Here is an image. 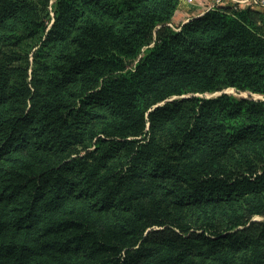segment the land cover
Wrapping results in <instances>:
<instances>
[{
  "label": "trees",
  "instance_id": "trees-1",
  "mask_svg": "<svg viewBox=\"0 0 264 264\" xmlns=\"http://www.w3.org/2000/svg\"><path fill=\"white\" fill-rule=\"evenodd\" d=\"M181 4L0 0V264H264V11Z\"/></svg>",
  "mask_w": 264,
  "mask_h": 264
},
{
  "label": "crops",
  "instance_id": "crops-1",
  "mask_svg": "<svg viewBox=\"0 0 264 264\" xmlns=\"http://www.w3.org/2000/svg\"><path fill=\"white\" fill-rule=\"evenodd\" d=\"M239 0H194L192 4L186 3L182 0V4L178 8L174 17V22L177 25H183L189 20L203 15L207 10L211 9L217 4L233 3L242 6L251 5L260 11H264V5H254L252 3H238ZM264 1V0H258Z\"/></svg>",
  "mask_w": 264,
  "mask_h": 264
},
{
  "label": "built area",
  "instance_id": "built-area-1",
  "mask_svg": "<svg viewBox=\"0 0 264 264\" xmlns=\"http://www.w3.org/2000/svg\"><path fill=\"white\" fill-rule=\"evenodd\" d=\"M188 4H192L194 0H184ZM222 1V0H219ZM238 3H252L254 5H264V1H258V0H239Z\"/></svg>",
  "mask_w": 264,
  "mask_h": 264
},
{
  "label": "rangeland",
  "instance_id": "rangeland-1",
  "mask_svg": "<svg viewBox=\"0 0 264 264\" xmlns=\"http://www.w3.org/2000/svg\"><path fill=\"white\" fill-rule=\"evenodd\" d=\"M228 92H229V93H233V91H228ZM207 96L209 97V96H211V95H207ZM242 96L247 97L248 94H242ZM254 98L259 99L260 97H259V96H254Z\"/></svg>",
  "mask_w": 264,
  "mask_h": 264
},
{
  "label": "water",
  "instance_id": "water-1",
  "mask_svg": "<svg viewBox=\"0 0 264 264\" xmlns=\"http://www.w3.org/2000/svg\"><path fill=\"white\" fill-rule=\"evenodd\" d=\"M228 91H224V93H227ZM220 94H222V93H217V94H214V95H211V96H218V95H220ZM261 98V97H260Z\"/></svg>",
  "mask_w": 264,
  "mask_h": 264
}]
</instances>
